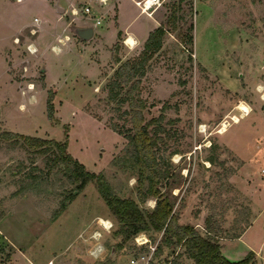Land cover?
<instances>
[{
  "label": "rangeland",
  "instance_id": "rangeland-1",
  "mask_svg": "<svg viewBox=\"0 0 264 264\" xmlns=\"http://www.w3.org/2000/svg\"><path fill=\"white\" fill-rule=\"evenodd\" d=\"M157 6L149 16L166 31L133 94L144 99V121L157 119L148 128L157 136L166 174L160 189L170 195L180 224L210 232L220 244L253 222L244 240L259 249L251 263L264 264V114L257 113L264 106V0H164ZM171 10L174 19L167 18ZM38 13L48 15L44 0H0V134L66 141V151L86 169L103 172L115 195L138 201L137 166L126 155L132 122L123 98L130 84L114 86L113 80L123 62L143 54L145 41L128 45L129 34L113 36L110 26L100 44L104 23L94 25L89 41L81 40L70 26L84 25V19L61 12L51 43L68 34L74 52L59 54L48 44L43 54L38 44L52 36L43 29L29 33L35 17L43 24ZM145 14L134 20L139 31L154 22ZM30 41L35 54L26 48ZM82 56L102 65L81 64ZM111 89L118 90L114 97ZM243 102L251 106L250 116L236 107ZM224 120L230 124L221 132ZM46 146L1 138L0 264L11 260L17 245L24 252H16L11 264H44L50 257L53 264H196L182 241L169 240L162 230L151 227L125 239L95 179L78 189L79 181L58 160L59 148ZM155 202L149 196L138 208L147 213ZM101 217L112 222L108 230ZM93 244L104 245L98 256L89 252ZM226 256L241 259L243 249L228 247Z\"/></svg>",
  "mask_w": 264,
  "mask_h": 264
},
{
  "label": "trees",
  "instance_id": "trees-1",
  "mask_svg": "<svg viewBox=\"0 0 264 264\" xmlns=\"http://www.w3.org/2000/svg\"><path fill=\"white\" fill-rule=\"evenodd\" d=\"M174 17L175 11L171 10L167 18L174 19ZM165 31L166 28L162 23L150 31L145 40L143 54L133 61L123 62L115 71L116 76L113 80L114 86L130 84L123 98L131 107L129 112L132 122L131 130L125 133L128 139L126 155L137 166L138 201L115 195L103 172L96 173L86 169L82 162L66 151V141L61 142L53 138L43 139L10 131L0 134V145L2 137L10 138L12 136L23 137L26 143L33 148L43 147L46 144L47 146L56 145L60 150L58 160L64 162L67 171L75 180L79 181L78 189L84 187L89 180L95 179L98 190L110 211L122 224L119 231L125 239L152 227L155 230H162L169 240L174 237L178 242L182 241L186 252L196 264H250L254 259L252 251L241 259L230 260L222 253L221 244L211 236L210 232L203 235L193 224H180L174 213V204L170 195L164 194L160 189L159 183L162 178L166 177V174L162 173L157 156V136L154 133L151 134L148 128L152 123L157 122V119L151 118L144 121L142 112L144 99L134 96L133 91L139 87L140 77L145 72V65L151 55V50L154 51L160 47ZM118 33L120 34V31ZM117 93L118 90H110L112 97ZM262 108L264 112V106ZM49 117H51L50 113ZM45 150L46 148L41 149L40 152H45ZM149 196L155 198V205L147 213L141 212L138 203L145 201Z\"/></svg>",
  "mask_w": 264,
  "mask_h": 264
},
{
  "label": "crops",
  "instance_id": "crops-1",
  "mask_svg": "<svg viewBox=\"0 0 264 264\" xmlns=\"http://www.w3.org/2000/svg\"><path fill=\"white\" fill-rule=\"evenodd\" d=\"M18 1L24 3L26 1H32V0H18ZM88 1H89L88 3L92 6V13H94L100 19V23L96 24V26L103 24V23L105 24V28H102L104 34H102V37L99 39L101 41L100 44L105 43L103 35L110 33L109 32V30L111 29V28H109L110 26H112V27L114 26L113 28L116 29L113 32V36H114V34L117 36V32L120 31V33L122 34L124 39H126V38L128 39V37H126V36L129 34L128 36H130V35L134 36L137 43L140 44L147 39L150 31H152L159 24V21L156 18L147 15L148 17L154 19V22H151L147 26H142L141 31H139V28H135L133 26L134 20L136 19L137 15L142 14L138 4L136 3V0H109V1H107V3L105 5H103L101 7L98 4L97 0H88ZM44 2H45L46 7H47L48 15H44L41 13L34 14V15L39 16L41 18V21H43V24H42L43 30L42 31H47L48 34L52 36L50 39V42H48L45 46H41L40 44H38V46L41 49V52H43V54L45 53V49H46L45 47H47L48 44L50 46V43L54 40V35L59 31L60 21L58 19H56L58 17L59 13L69 12L71 14L70 9L72 7L78 6V5L81 6L80 4L85 3L84 0H64V2H62L61 0H44ZM57 4L61 7H63L62 11L58 10L59 7H57ZM131 5H134L135 8H136V6L138 7L137 13H136L135 8H134V10H133L134 12H133L132 17H130V6ZM152 7H150V9ZM157 7L158 6L153 7V9L156 10ZM114 14H115V17H114L115 19L112 18V16H114ZM143 14H145V13H143ZM107 16H109V17L104 22V18ZM108 19H109V21L112 20V22H109ZM113 20L115 21L114 24H113ZM81 22L84 25H86V24L93 23V20L84 19V20H81ZM18 30L19 29H17V31ZM94 31H95V29H94ZM91 38H93V36ZM90 39H88V41ZM84 41H86V40H84ZM112 41H114V40H112ZM73 52H74V43L69 42L67 44V46H64L63 51L59 54L63 53V54L72 55ZM99 56L101 58L102 50H100ZM78 61L81 64L82 63L85 64L84 62L89 63L88 64L89 66L93 65V67H96L97 70L99 69V65H102L100 62H98L95 59H89V56L87 58L84 56L79 57ZM85 65H87V64H85ZM94 65H96V66H94ZM72 71H74V69H72ZM84 74L85 73L83 72V75ZM60 81L61 80H59V82ZM251 111L247 114V116H250L252 114ZM257 113L264 114L263 110H261V109H259L257 111ZM224 143H225V145H227L228 147H231L232 149H234L236 151V149H235L236 147L234 146V144L231 143V141L226 139ZM252 224H253V222H250L249 225H247L245 227V229H243V231H241L236 237H233L232 239H224L223 240V242L221 244V251L225 256H226V253H228V247L234 246L236 248V247L240 246L243 249L244 256L248 252L252 251L254 254V259H258L257 257L259 256V254H258L259 249L256 248L251 241L244 240L246 238V235L248 234V232L252 229ZM234 241H235V244L233 243ZM13 244L16 247V245L18 243L16 241H14ZM94 245L95 244H93L91 248H93ZM27 246H30V245H27ZM17 248H18V250H14L13 252H11V260H9L7 263H3V264H11L14 261V256H15L16 252H19L21 255H23L24 251L22 250V248H20L18 245H17ZM50 262H51V257L48 258V260L45 261L44 264H53L52 262L51 263ZM250 264H252V263H250ZM261 264H262V262H261Z\"/></svg>",
  "mask_w": 264,
  "mask_h": 264
},
{
  "label": "built area",
  "instance_id": "built-area-1",
  "mask_svg": "<svg viewBox=\"0 0 264 264\" xmlns=\"http://www.w3.org/2000/svg\"><path fill=\"white\" fill-rule=\"evenodd\" d=\"M107 1L109 0H97L98 4L103 6L107 3ZM142 0H136V3L139 5L141 12L145 11V13L147 15H152L154 9L153 7H156L157 5H161L163 3L164 0H157V3L150 9V8H144L141 7L140 2ZM85 3H83L80 7L79 6H74L70 9L71 11V15L73 18H79V19H90L93 20V23H91L93 26L96 24L100 23V19L94 14L92 13V6L88 3V0H84ZM42 29V26L40 24V21L38 19V17H35L34 20L32 21L30 28H29V33L31 35H35L37 32H39ZM57 42L56 43H51L50 44V48L55 51V52H61L64 49V46H67V44L69 43L70 40V36L68 34H62V35H58L57 36ZM27 50L31 53V54H35L36 51H38V47L37 45L33 42L30 41L29 43H27L26 45ZM28 69V64L24 65V70L26 71ZM32 83L28 84V88H30V85ZM262 97V96H261ZM260 173L262 174V176H264V167H262L260 169ZM112 226V222H107V223H103L102 227H104L105 230H108L110 227ZM95 233V234H94ZM95 235H99L98 237ZM101 233L99 230H94L92 237H94L95 239H98L100 237ZM137 241L140 242V237H136ZM142 243V242H140ZM104 249V245L103 244H97L94 245L93 248H91L89 250V252L94 255V256H98V254Z\"/></svg>",
  "mask_w": 264,
  "mask_h": 264
},
{
  "label": "bare ground",
  "instance_id": "bare-ground-1",
  "mask_svg": "<svg viewBox=\"0 0 264 264\" xmlns=\"http://www.w3.org/2000/svg\"><path fill=\"white\" fill-rule=\"evenodd\" d=\"M157 3V0H142L141 2H140V5H141V7H144V8H150V7H152V6H154L155 4ZM139 6V5H138ZM142 13H145V11H142ZM128 45H134L135 43H136V39H135V37L134 36H132V35H130V36H128V39H126V41H125ZM29 99H32V102L33 101H35L34 99V97L32 96L31 98H29ZM238 109H239V111L241 112V116H243V115H246V114H248L249 112H250V110H251V106L249 105V104H246L245 105V103L243 102V103H241V104H238L237 106H236ZM232 119L235 121V122H237V121H239V118H238V116H234V117H232ZM230 124V122H229V120H224L223 122H222V126H224L223 128H221L220 129V131L221 132H224V131H226V126H228ZM178 156V155H177ZM176 156V157H177ZM101 222H102V224L103 223H107L108 221H106L104 218H102L101 217V220H100Z\"/></svg>",
  "mask_w": 264,
  "mask_h": 264
},
{
  "label": "water",
  "instance_id": "water-1",
  "mask_svg": "<svg viewBox=\"0 0 264 264\" xmlns=\"http://www.w3.org/2000/svg\"><path fill=\"white\" fill-rule=\"evenodd\" d=\"M57 7H59V11L63 10V7L59 6L58 4ZM70 29L73 31V34H75L81 40H88L94 35V26L92 24H74L70 26Z\"/></svg>",
  "mask_w": 264,
  "mask_h": 264
}]
</instances>
